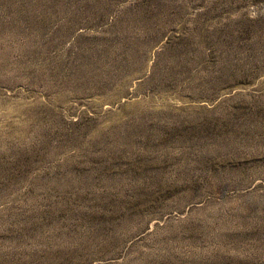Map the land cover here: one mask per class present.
Segmentation results:
<instances>
[{
  "label": "rangeland",
  "instance_id": "rangeland-1",
  "mask_svg": "<svg viewBox=\"0 0 264 264\" xmlns=\"http://www.w3.org/2000/svg\"><path fill=\"white\" fill-rule=\"evenodd\" d=\"M0 264H264V0H0Z\"/></svg>",
  "mask_w": 264,
  "mask_h": 264
}]
</instances>
